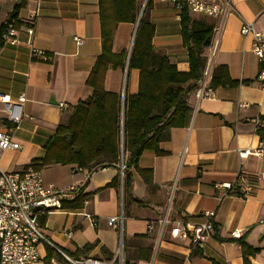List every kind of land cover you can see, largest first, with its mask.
<instances>
[{
	"label": "crops",
	"instance_id": "1",
	"mask_svg": "<svg viewBox=\"0 0 264 264\" xmlns=\"http://www.w3.org/2000/svg\"><path fill=\"white\" fill-rule=\"evenodd\" d=\"M147 1L138 0L139 11L142 8L141 14L144 11L153 25L154 51L167 55L178 69L187 70L180 9L168 0H149L146 5ZM229 1L235 12L190 13L192 18L212 24V38L218 39L213 52L210 46L203 50L207 56L205 83L211 95L197 98L190 92L189 123L173 127L170 138L160 143L166 153L145 150L140 155L138 165L152 169L151 185L133 171L131 195L142 203L127 202L124 214L121 183L118 189L106 186L116 175L121 180L119 162L92 170L74 163L40 168L45 184L55 188L74 185L76 191L88 194L82 207H63L37 216L45 215L43 222L38 220L44 237L65 253L117 264L120 252L123 264H212V259L221 264H243L239 245L229 239L245 235L247 243L258 248L248 257V264L264 263V128L256 124V119L264 116V93L256 80L259 64L251 50L252 36L239 32L244 22L264 28V0ZM32 13V43L46 52L43 59H30L25 44V24ZM11 14L16 16L21 44L0 46V93L11 100L23 93L25 101L22 120L14 132L20 147L4 150L0 165L16 171L44 155V143L56 125L66 123L76 103L91 95L92 88L85 81L101 51L102 39L99 0H0V26ZM137 25V19L116 24L113 52L125 50L129 56ZM73 36L81 42L75 43ZM216 65L226 66L238 84L209 88ZM137 87L138 70L129 68L127 60L122 68H107L106 90L123 96L135 93ZM258 147L262 148L260 155L253 152ZM244 150L249 153L241 157L239 152ZM238 171L251 184L247 194H240L237 184L231 190L215 187L233 181ZM205 211L214 212L216 226L202 249L170 235L173 221L201 222ZM166 212L170 222L162 226L159 219ZM87 215L93 216L95 226ZM120 215L121 229L107 223L109 217ZM87 243L92 244L89 250H77ZM47 245L41 242L42 259L34 264H46Z\"/></svg>",
	"mask_w": 264,
	"mask_h": 264
},
{
	"label": "trees",
	"instance_id": "2",
	"mask_svg": "<svg viewBox=\"0 0 264 264\" xmlns=\"http://www.w3.org/2000/svg\"><path fill=\"white\" fill-rule=\"evenodd\" d=\"M99 6L101 51L85 81L92 88L91 95L76 103L66 123L56 125L44 143V155L30 164L40 169L53 163H74L92 170L116 165L122 159L125 168L121 180L116 175L106 186L118 189L122 183L125 214L127 202L142 203L131 195L133 171L146 184H152V169L138 165L142 152L150 150L156 155L165 154L160 143L170 138L173 127H184L189 123L191 107L187 97L198 87L206 67L207 56L203 50L210 46L213 25L201 18H192V12L186 6L180 8L182 45L188 61V69L180 70L167 55L154 51L153 25L146 19L144 11L138 21L129 56L125 50H111L116 24L136 21L140 9L138 0H99ZM9 16L16 17L15 14ZM126 60L129 68L138 70V87L135 93L122 96L118 91L104 88V75L109 66L122 68ZM236 84L238 81L229 76L226 66L216 65L208 87ZM87 196L77 190L71 199L62 200V207H82ZM44 219L45 215H41L38 220L43 222ZM229 240L239 245L243 264H248V257L258 252V248L247 243L245 235ZM91 247L92 244L87 243L77 250L87 251ZM45 250L46 263L54 255L59 256L49 245ZM68 254L75 256L74 253ZM211 262L221 264L215 259Z\"/></svg>",
	"mask_w": 264,
	"mask_h": 264
},
{
	"label": "built area",
	"instance_id": "3",
	"mask_svg": "<svg viewBox=\"0 0 264 264\" xmlns=\"http://www.w3.org/2000/svg\"><path fill=\"white\" fill-rule=\"evenodd\" d=\"M168 1L174 3L179 9L186 6L192 13L216 15L235 12L229 0ZM16 22V17L11 16L2 21L0 38L3 44L11 46L21 44L17 37ZM34 23L35 13H32L25 24V31L28 35L25 44L30 59H43L47 57L46 52L35 47L32 43ZM239 32L252 36L251 50L259 64L256 80L259 89L264 93V28L256 29L252 23L244 22ZM73 40L77 44L81 42L77 36H73ZM217 43L218 39H211L212 52L215 50ZM206 73L205 68L202 77L198 81V87L194 91L197 98L211 95L205 83ZM24 101L25 95L23 93L19 94L15 100H11L7 94L0 93V156L4 150H14L20 147L18 141L14 139V132L19 128L22 120V103ZM60 106H64V103H60ZM256 124L264 128L263 119H256ZM253 152L260 155L262 148L258 147ZM248 153L249 150H244L240 151L239 155L243 157ZM119 168L122 173L125 168L122 159L119 162ZM235 184L239 185L238 192L242 195L247 194L252 188L241 171L235 174L233 181L216 183L215 187L231 190L232 185ZM75 191L76 187L74 185L55 188L52 184H45L40 169L31 164H27L16 171L5 170L0 165V264H34L41 261L40 244L42 241L51 246L54 252L68 264H117L114 260L101 259L90 255L72 257L44 237L37 219L38 214L49 210L63 209L62 200L71 199ZM203 214L205 220L201 222L173 221L170 225V235L187 239L190 246L202 249L216 226L213 221V211H205ZM87 216L95 226L96 221L93 216ZM169 222L166 212L159 219V224L163 226ZM107 223L112 227L121 229L122 215L109 217ZM121 242L122 235H120ZM49 263L59 264L53 257L50 258Z\"/></svg>",
	"mask_w": 264,
	"mask_h": 264
},
{
	"label": "rangeland",
	"instance_id": "4",
	"mask_svg": "<svg viewBox=\"0 0 264 264\" xmlns=\"http://www.w3.org/2000/svg\"><path fill=\"white\" fill-rule=\"evenodd\" d=\"M56 254V253H55ZM120 262L118 264H123L122 262V253L120 252ZM54 260L57 261L59 264H68L67 262H65L62 258H60L59 256L57 255H54ZM118 262V261H117ZM46 264H51V263H46Z\"/></svg>",
	"mask_w": 264,
	"mask_h": 264
},
{
	"label": "water",
	"instance_id": "5",
	"mask_svg": "<svg viewBox=\"0 0 264 264\" xmlns=\"http://www.w3.org/2000/svg\"><path fill=\"white\" fill-rule=\"evenodd\" d=\"M141 12H142V8H141V10L139 11L138 18H137V23H138V21H139V19H140ZM121 187H122V183H121Z\"/></svg>",
	"mask_w": 264,
	"mask_h": 264
}]
</instances>
